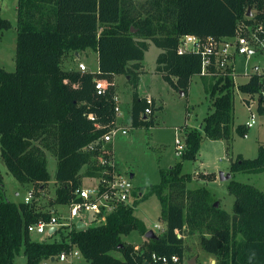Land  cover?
Wrapping results in <instances>:
<instances>
[{"label": "trees", "instance_id": "trees-1", "mask_svg": "<svg viewBox=\"0 0 264 264\" xmlns=\"http://www.w3.org/2000/svg\"><path fill=\"white\" fill-rule=\"evenodd\" d=\"M16 9L15 70L0 67V156L23 188L32 185L35 190L50 181L45 153L50 149L57 157L56 196L50 205L71 200L82 185L83 167L89 171L86 174L96 175L99 145L93 150L87 146L115 126L116 75L129 76L134 89L132 126L155 124L154 112L160 107L137 91L150 43L162 50L156 57V72L172 88L186 93L192 77L200 75L201 55L191 50L178 52L184 35L221 39L264 27V0H17ZM11 26L8 19L0 18V34ZM85 49L98 53L97 71L63 69L67 53ZM200 76L212 111L200 128L181 127L184 149L179 160L161 172L160 182L145 192L139 188L133 204L119 206L104 223L67 232L60 229L54 234L60 238L33 239L27 226L49 220L50 210L34 201L7 197L0 170V264H14L21 249L26 264H41L72 246L90 264H145L152 252L176 254L178 264H183V234L195 232L201 249L214 257L215 264H264V191L231 179L227 188L235 199L230 214L215 206L217 199L208 187H190L193 175L183 169L185 161L197 159L204 135L224 139L227 145L232 138L233 76ZM97 80L103 84L100 93ZM263 88L264 75L257 73L237 85L241 93L258 97L260 113H264ZM148 107L151 113L144 116ZM247 130L245 124L235 127L242 136ZM230 171L263 172L264 146L252 159L239 156ZM200 177L215 180L214 173ZM153 194L160 202L159 219L165 228L136 248L122 236L132 231L146 233L133 207Z\"/></svg>", "mask_w": 264, "mask_h": 264}, {"label": "rangeland", "instance_id": "rangeland-1", "mask_svg": "<svg viewBox=\"0 0 264 264\" xmlns=\"http://www.w3.org/2000/svg\"><path fill=\"white\" fill-rule=\"evenodd\" d=\"M144 1V0H137ZM17 0H0V18L8 19L12 26L3 30L0 34V67L7 71L15 70V52L17 37ZM87 52L80 51L69 52L62 61V67L65 70L78 69L79 62L86 65L88 71L95 72L98 69L95 53L88 49ZM162 50L150 43L148 50L145 51L142 61L145 69L144 76L140 83V91L144 94L150 93L159 99L162 107L154 112L155 125L133 127L131 125V107L133 101V87L131 83L125 79L124 75H116V91L118 95L117 103L120 110V118L126 122L127 132L119 131L111 138L114 149V161L116 167L125 174L133 172L132 184L135 189L145 188L141 191L145 192L146 188L151 185L158 184L161 178V172L169 169L179 160L175 143L176 133L183 142V128L181 126L187 124L191 128H200L203 118L212 111L211 99L205 89L204 79L200 75H194L186 93L182 90L172 88L159 73L156 72V57ZM254 64H264V54L256 52L250 58L245 56H237L234 64V102L231 121V140L227 145L226 140H212L205 135L202 137L198 159L184 162L183 169L190 172L194 180L189 184L190 187L196 188L200 186L208 187L215 195L218 205L232 214V206L235 197L228 191V183L231 179L251 184L256 188L264 191V171L259 173H249L244 171L231 172L229 180H220L219 171L228 173L231 163L237 158L242 157L252 159L258 155L259 147L264 146V113H260L256 106V100L251 105L253 114L255 115V124L248 128L246 136L239 135L235 131L238 124H243L250 118V110L245 103L244 98L249 96L241 93L237 89L238 84L245 83L248 80V73L251 72ZM256 99V96L254 97ZM247 102V101H246ZM188 112V113H187ZM122 127V125H116ZM46 163L50 174V181L45 188L35 189L38 194L34 195L35 190L31 185L29 189L23 188L19 182L8 172L5 163L0 156V170L3 175V187L7 197L12 200L24 198L28 190H33L30 202L34 203L42 209L52 208L61 210L65 215L68 212L67 206L64 204L50 205L51 200L56 196L55 173L57 169V157L50 149H45ZM239 161V160H238ZM199 170L207 173L198 172ZM87 168L83 167L82 183L89 184V177L93 175L86 174ZM216 172L218 175L217 184H213L210 180L200 177L201 174H209ZM215 174V173H214ZM215 174V179L217 178ZM233 175V176H232ZM19 193V194H18ZM135 201L134 197L130 198L129 204ZM160 202L156 195H150L138 202L133 207L135 216L144 221L149 229L156 233L163 231L164 224L159 219ZM159 225V227H158ZM159 228V229H158ZM35 240L49 239L46 234H31ZM54 237L60 238L59 234ZM123 240L133 244H139L143 241V236L137 231H132L129 235H123ZM185 243V252L183 264H208L209 254L202 250L199 244V234H183ZM114 256L122 258L118 251L111 252ZM211 256V255H210ZM211 258H214L211 256ZM214 260V259H213ZM14 264H26V258L23 250L14 258ZM78 264H90L85 258L79 260Z\"/></svg>", "mask_w": 264, "mask_h": 264}, {"label": "built area", "instance_id": "built-area-1", "mask_svg": "<svg viewBox=\"0 0 264 264\" xmlns=\"http://www.w3.org/2000/svg\"><path fill=\"white\" fill-rule=\"evenodd\" d=\"M262 32L263 36L259 35ZM191 50L200 53L201 55V71L200 75H232L234 78V64L237 56H245L247 59L256 52L264 54V27L259 25L257 29L251 30L245 34H237L233 37H224L216 39L208 36L201 39L195 35H184L178 47V52ZM228 68L232 71L229 72ZM78 69L86 71V65L79 62ZM229 72V73H228ZM264 75V64H254L251 72ZM95 87L100 93L103 90V84L97 80ZM249 96V95H248ZM246 102L250 110V118L245 122V125L250 128L255 124V115L252 112L251 105L256 102L258 106V97H248ZM150 103L151 98L147 97ZM116 114L119 112L117 97H115ZM264 103V91L262 96ZM151 113L148 107L145 109L144 116ZM92 118V115H89ZM119 131L127 132V128L112 127L108 132L104 133L98 140L87 146V149L93 150L97 145L99 152L96 157L97 170L96 175L90 176L89 184L82 183L81 186L74 190L71 200L64 205L67 206L68 212L65 215L61 210L50 208V219L47 221L40 220L36 223L29 224L27 231L29 234H46L48 237L54 236L58 230L62 229L65 232L72 230L74 227H87L94 224L104 223L109 213L116 210L121 205L129 204L130 198L133 197L134 186L130 175L120 172L115 164L113 151L107 148V143ZM246 136V135H245ZM178 155L184 149L183 142L176 133L175 138ZM33 195V190H28L24 196V202L29 203ZM55 228L50 231V228ZM159 227V225H158ZM67 230V231H66ZM180 236V235H179ZM84 258L80 250L76 246H72L67 251H62L56 256L49 257L41 262V264H78L79 260ZM179 257L176 254L166 255L152 252L147 264H178Z\"/></svg>", "mask_w": 264, "mask_h": 264}, {"label": "crops", "instance_id": "crops-1", "mask_svg": "<svg viewBox=\"0 0 264 264\" xmlns=\"http://www.w3.org/2000/svg\"><path fill=\"white\" fill-rule=\"evenodd\" d=\"M86 50H88V49H85V50H82L83 52H87ZM92 50V49H91ZM94 53H95V56H96V60H97V65H98V53L96 52V51H94V50H92ZM80 51H78V52H76V55H78V53H79ZM88 70V69H87ZM145 73V69L143 68V71H142V73H140V75H139V82H138V86H137V91H138V95L141 97V98H147V97H150L151 99H153L154 100V105L156 106V107H162V104H160V102H159V99L156 97V96H154V95H152V94H150V93H147V94H144V93H142L141 91H140V83H141V81H142V77L144 76L143 74ZM125 77V79L126 80H129V76H124ZM115 86H116V77H115ZM115 90H116V88H115ZM116 95H118V93H117V91H116ZM244 100H245V98H244ZM246 103V102H245ZM188 113V112H187ZM120 110H119V112L116 114V120H115V126L116 125H122V128H126V121L124 120V119H121L120 118ZM130 118H131V116H130ZM156 122V121H155ZM156 124V123H155ZM154 124V125H155ZM243 124H245V123H243ZM132 125V124H131ZM153 125V126H154ZM184 126H187V124L185 123V125ZM183 125L181 126V127H184ZM109 143H111V141L109 142ZM107 147L109 148V149H111L112 151H113V157H114V149H113V146H112V144H110V145H108L107 144ZM197 159H198V156H197ZM118 169V168H117ZM119 170V169H118ZM120 171V170H119ZM203 172V173H207L206 171H202V170H199L198 172ZM120 172H122V171H120ZM216 175H217V173L216 172H214ZM229 173H231L230 172V170H229ZM132 174V177L131 178H133L134 177V173L132 172H130L129 173V175H131ZM218 175H217V178L215 179V180H213V181H210V182H212L213 184H217V182H218ZM139 189V188H138ZM135 191H137V189H135V187H134V191H133V193L135 192ZM139 194H138V197H139V195H141V192H138ZM133 197H134V194H133ZM135 198V197H134ZM54 207V206H53ZM144 222V221H143ZM145 223V222H144ZM145 225H146V223H145ZM146 227H147V225H146ZM147 229L148 230H150L148 227H147ZM159 229V228H158ZM152 230V229H151ZM154 231V230H153ZM155 232V231H154ZM156 233V232H155ZM143 236V241L146 239V237H145V234L144 235H142ZM143 241L142 242H140L139 244H135L136 245V248L140 245V244H142L143 243ZM129 242V241H128ZM210 259V260H209ZM213 259L214 258H211V256L209 255V257H208V264H212V261H213ZM215 260V259H214ZM216 263V262H215Z\"/></svg>", "mask_w": 264, "mask_h": 264}, {"label": "water", "instance_id": "water-1", "mask_svg": "<svg viewBox=\"0 0 264 264\" xmlns=\"http://www.w3.org/2000/svg\"><path fill=\"white\" fill-rule=\"evenodd\" d=\"M250 13H251V10L249 8L248 9V14H250ZM263 91H264V88H263ZM181 93H183V91ZM130 177H132V174L130 175ZM219 178H220V180H229L230 179V173L229 172L228 173H224L223 171H219ZM215 206H218V201L215 202ZM54 229H55L54 227L50 228V231L54 230ZM145 237L146 238H156L157 235H156V233L153 230L150 229V230L146 231ZM145 264H147V262ZM189 264H194V261L189 262ZM212 264H215V260L212 261Z\"/></svg>", "mask_w": 264, "mask_h": 264}]
</instances>
